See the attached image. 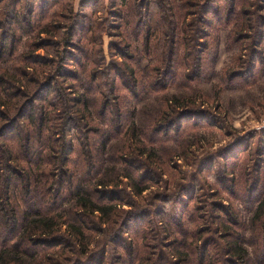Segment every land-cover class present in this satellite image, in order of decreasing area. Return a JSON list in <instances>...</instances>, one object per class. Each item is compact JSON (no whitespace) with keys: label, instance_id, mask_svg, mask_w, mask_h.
Returning <instances> with one entry per match:
<instances>
[{"label":"trees","instance_id":"obj_1","mask_svg":"<svg viewBox=\"0 0 264 264\" xmlns=\"http://www.w3.org/2000/svg\"><path fill=\"white\" fill-rule=\"evenodd\" d=\"M146 1H123L127 10L114 15L123 21L129 19L128 23L139 29L138 36L145 38L142 54L148 56L152 48L161 51L157 61L172 69L178 62L180 45L189 44L190 49H196L201 38L213 36L212 31L215 38L221 30L232 27L226 40L247 52L240 58L257 55L255 59L249 57L245 67L230 73L229 84L247 77L245 87H250L257 79L250 82L249 78L264 73V16L254 0H158L152 4ZM258 1L264 5V0ZM19 2L0 0V9H4L0 30L7 27L16 35L24 28L20 11L14 9L13 15L7 11ZM151 5L157 10L153 12ZM90 24L89 32L96 27V22ZM13 37L7 32L8 39L0 46V264H264V182L261 184L260 168L256 190L260 187L261 193L258 190L256 196L246 198L247 204L244 202L254 213L247 227L253 239H245L239 233L237 220L231 212L221 211L220 203L211 207L216 214V227L202 225L206 220L203 210L207 209L202 204L184 221L186 203L182 216L172 226L171 215L161 220L159 225L165 227L160 232L167 233L164 239L160 232L154 236L147 234V228L136 232L133 238L126 237L136 219L152 214L138 208L139 203L131 194L141 196L155 183L149 174L165 172L166 162L150 150L178 139V132L176 137L170 134L181 125L179 113L167 117L156 112L149 123L138 122L131 115L129 98L137 99L139 95L121 94L118 80L126 90L135 92L143 84L140 77L145 70L136 68L139 59L137 54L130 53L131 46L127 51L118 48L123 61L114 62L115 77L104 84L93 68L85 69V76L81 77L74 76L78 71L64 69L65 60L72 58L61 52L56 54L57 59L46 61L39 55L14 57ZM72 38L73 34H69L64 44L69 45ZM207 50L204 47L199 60L196 59L200 75L205 73ZM88 58L93 66L95 61L89 55ZM52 65L55 70L46 76L41 67ZM154 73L152 67L145 75L150 78ZM173 75L179 78L177 71ZM68 80L73 82L66 83ZM147 84L151 91L153 81ZM75 87H84V92L76 95ZM43 90L52 97L40 95ZM87 94L103 98L94 101L99 107L94 108L96 116L88 110ZM166 102L171 108L172 100ZM183 113L208 114L199 108ZM23 119H28V125L18 128L17 123ZM161 119L164 122H159ZM74 130L79 135L74 136ZM75 139L79 144L73 158ZM121 182L132 192L120 187ZM190 192L182 196L188 197ZM229 192L234 195L232 189ZM124 202L131 208L124 209ZM189 223L193 229L186 227ZM97 233L115 242L118 253L109 257L105 245L92 249ZM245 244L253 247V256Z\"/></svg>","mask_w":264,"mask_h":264},{"label":"rangeland","instance_id":"obj_2","mask_svg":"<svg viewBox=\"0 0 264 264\" xmlns=\"http://www.w3.org/2000/svg\"><path fill=\"white\" fill-rule=\"evenodd\" d=\"M123 1L127 4L134 2L139 4L143 0H20L18 6L9 7L7 11L13 15L15 10H19L23 17L24 28L18 30L16 35L11 34L7 27L0 30V46L8 39V32L10 37L14 36L11 47L14 57L21 54L27 57L39 55L44 59L42 61H46L57 59L56 54L61 52L72 58L65 60L64 69L78 71L74 76L81 77L85 76V69L93 68V73L98 75L99 81L104 84L115 77L114 62L123 61L118 48L123 47L127 51L131 46L130 53L137 54L136 57L139 59L136 68L145 69L144 76L140 77L143 84L138 89L134 86L135 92L126 90L121 80H118L121 94L131 97L139 95L137 99L129 98L132 103L131 115H134L138 122L149 123L160 111L167 117H174L179 113L177 119L181 125L175 126L178 131L174 130L170 134V137H176L178 132V139L173 138L165 142L164 146L150 150L153 155L166 162V170L149 174L155 183L153 182L141 196L131 194V197L133 196V199L139 203L138 208L143 207L142 210H148L152 214L146 218L136 219L132 224L131 232L126 234L128 235L126 237L133 238L136 232L144 228L149 229L147 234L154 236L165 227L159 224L164 218H169V215L174 217L170 218V226H172L173 221L182 216L183 205L186 203L188 207L183 216L184 221H187L197 205L202 204L203 207H207L203 210V217L206 220L202 225L216 227L214 221L216 214L211 207L220 203L219 209L224 213L231 212L233 218L237 220L235 226L239 233L245 239H253L247 227L254 213L246 208L248 203L246 198H250L253 194L256 196L258 190L261 193L260 187L256 190L259 168L262 172L261 184L264 182V73L251 76L250 82L257 80L250 87H245L247 77L238 79L232 84H229L228 80L232 71L245 67L247 59L249 57L255 59L257 53L240 58L247 52L230 45L226 40L231 27L221 30L215 38L216 33L212 31L213 36L201 38L196 49H190L189 44L186 47L180 45L177 48L178 62L169 69L157 61L161 51L152 48L148 56L141 53L145 49L143 41L145 38L138 36L139 29L128 23L129 19L123 21L115 18L114 15L118 11L127 10ZM154 2L158 0L146 1L147 4ZM253 2L259 4L260 15L264 16V5L258 0ZM151 6L153 12L157 10L154 5ZM33 8L35 12H32ZM150 9L148 12L152 13ZM0 10L1 17L4 9ZM192 19L193 17L187 18V21ZM91 21L96 22V27L89 32ZM69 34H73V42H70V46L64 44ZM203 36L204 34L201 35ZM7 45L9 49L10 44ZM204 47H208L204 58L205 73L200 75L199 70H196L198 69L196 64ZM88 52L91 55L87 54ZM88 55L95 61L93 66ZM63 56L66 58L65 55ZM183 60H186V65H183ZM54 65L43 66L41 70L47 76L55 70ZM152 67H155L154 76L148 78L145 74ZM68 70L66 73L70 74ZM175 71L179 78L173 75ZM152 81L153 89L149 91L147 82ZM65 82L72 83L73 80ZM83 88L75 87L76 95H81L84 92ZM40 95L52 97L48 96L46 90L40 92ZM96 99L102 101L103 98L87 94L88 110L90 113L94 112L95 116L94 108H99L94 105ZM168 99L173 102L171 108L166 102ZM38 102H35V105ZM192 108L205 110L208 114L187 116L183 113ZM162 121L164 122L163 119L159 120ZM22 125H28V119L17 123L18 128ZM72 133L74 136L79 135L77 130ZM78 144L75 139V152L71 154L73 158L76 157ZM103 154L109 156L107 152ZM123 181L126 182L127 179ZM120 185L127 192H132L128 185L122 182ZM231 189L234 195L229 192ZM186 192H190V196H182ZM123 208L130 209L131 206L124 202ZM189 225L191 224H187L186 227L192 228ZM160 233L163 239L167 236L166 232ZM93 239L92 249L98 250L105 245L109 257L113 253H118L115 242L107 241L102 234L97 233ZM147 243L149 241H146ZM244 247L253 256V247L249 244H245ZM85 259L87 258H83ZM225 264L232 263L227 261Z\"/></svg>","mask_w":264,"mask_h":264}]
</instances>
